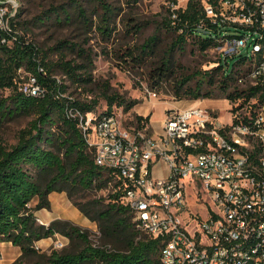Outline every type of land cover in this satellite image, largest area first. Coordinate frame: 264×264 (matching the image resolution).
Masks as SVG:
<instances>
[{"label": "trees", "instance_id": "obj_1", "mask_svg": "<svg viewBox=\"0 0 264 264\" xmlns=\"http://www.w3.org/2000/svg\"><path fill=\"white\" fill-rule=\"evenodd\" d=\"M90 1L94 6L93 14L98 19L95 27L108 41L114 29L110 23L115 11L105 0ZM175 5V0H172L164 7L161 18L155 22V31L137 46L138 53L134 49L125 50L121 56V59H129L137 66L145 65L147 59L156 53L162 32L171 35V41L159 51L157 62L150 65L154 66L148 71L151 88H158L169 80L175 65V54L181 55L189 44L203 52L221 46L227 38L237 35L223 33L221 25L207 15L202 0H187L184 6ZM70 6L84 25L93 24L81 0L51 4L37 15V19L39 23L51 20L69 23L72 20ZM129 24L130 33H138L143 28L137 21ZM13 27L16 25L13 24ZM58 43L59 50H73L87 59L91 66V54L79 44L66 39ZM230 57H235L231 67L227 57L220 56L214 66L197 69L179 78L171 91L177 98L198 99L215 97L213 89L216 88L231 102L238 100V104L230 110L246 105L254 113L264 105V88L240 87L238 79L249 66L251 58L247 55ZM82 66L64 56L51 61L47 51L26 42L21 36H14L0 24V88L10 89L8 95L0 97V120L20 115L31 117L27 125L19 130L14 144L7 146L0 141V242L11 241L20 247L22 253H28L33 250L36 240L53 236L59 231L70 239L78 238L83 243L82 247L71 252H53L47 263L33 264H162L160 241L134 228L131 212L122 201L123 186L96 164L94 151L78 126L79 117L74 113H96L98 100L84 102L71 97L66 94V84L53 76L55 67H58L74 81L85 80L86 77L79 73ZM19 69L36 78L41 89L39 94L19 89ZM104 98L107 107L101 113H110L113 105L127 110L138 102L117 92L105 93ZM247 118L248 115L244 114L242 120ZM135 119L138 127L149 124V115H136ZM237 120L233 119L234 122ZM107 187L110 193L106 203L102 202L103 199L91 202L94 215L76 201L72 202L91 218L107 221L102 230L109 236H127L124 251L93 246L87 235L68 221L54 220L48 226L36 221L34 211L50 206L48 195L52 191H65L68 197H72L75 191L103 190ZM35 197L37 201L31 206L30 202Z\"/></svg>", "mask_w": 264, "mask_h": 264}, {"label": "built area", "instance_id": "obj_2", "mask_svg": "<svg viewBox=\"0 0 264 264\" xmlns=\"http://www.w3.org/2000/svg\"><path fill=\"white\" fill-rule=\"evenodd\" d=\"M202 1L223 33L230 27L237 33L218 46L221 57L251 58L239 83L264 88V0ZM4 13L0 6V24ZM18 85L41 92L34 76ZM237 104L230 101L229 110ZM116 110L74 115L96 164L123 186L134 228L160 241L161 263L264 264V105L254 113L246 105L230 110L232 122L224 123L190 104L167 111L160 133L149 124L138 127L136 119L124 123ZM161 161L166 175L155 176ZM198 184L202 195L193 194L194 210L189 188Z\"/></svg>", "mask_w": 264, "mask_h": 264}, {"label": "rangeland", "instance_id": "obj_3", "mask_svg": "<svg viewBox=\"0 0 264 264\" xmlns=\"http://www.w3.org/2000/svg\"><path fill=\"white\" fill-rule=\"evenodd\" d=\"M67 0H0V6L4 9V19L1 27L8 29L16 37H23L26 42L36 44L43 51H47L51 61H57L61 56L70 59L75 63L83 65L79 73L86 77L85 80L74 81L55 67L54 77L57 81L66 84V94L80 101L90 102L97 99L96 114L102 112L106 107L105 93L117 92L126 98L137 99L138 102L130 109H123L122 106H112V110L122 111L123 122L130 123L136 115H149V131L160 133L162 119L167 111L176 108H183L190 104H199L201 107L212 111L219 121L224 123L232 122V114L229 110L230 101L217 89H213L215 97L190 99L186 97L177 98L171 91V87L179 78L190 74L197 69H206L215 65V61L221 56L219 47L211 48L201 52L195 45L189 44L184 52L175 54V65L171 76L167 82H163L158 88H151L149 85V69L154 66L162 50L170 41L171 35L165 32L157 51L149 57L145 65L137 66L131 60H123L121 56L123 51L138 50L137 46L142 44L155 31V22L161 18L164 7L170 5L172 0H105L110 3L115 11L111 18V27L113 32L111 39L106 41L95 27L97 16L93 14L94 6L90 0H81L86 14L91 17L93 24L84 25L75 9L70 6L72 20L69 23H57L54 20L39 23L37 15L41 14L51 4L62 3ZM187 0H175V6H184ZM92 13V15H91ZM139 22L143 28L138 33H130L129 27L132 22ZM16 25V27H13ZM229 33H236L234 28H229ZM66 39L67 41L79 44L83 49L91 54V66L87 59L79 56L70 49H58V42ZM11 43V42H10ZM52 48V49H51ZM138 53V52H136ZM235 57H227L226 60L231 67ZM19 84H28L31 74L24 70H18ZM88 77V78H87ZM249 81L239 83L240 87H247ZM155 91V95L151 94ZM10 92L8 88H0V97H5ZM30 116H16L11 119L0 120V141L7 146L14 144L17 140L18 132L27 125ZM152 127H151V124ZM167 169L164 162H159L153 168V175L164 176ZM200 185L189 188L191 207L198 210V206L192 202L193 194L197 191L201 196ZM110 189L89 190L74 192L72 197H68L65 191H53L50 206L43 207L52 218L44 220L38 217L47 226L54 220L68 221L71 225L83 231L93 246L108 248L111 250L124 251L127 242V236L115 235L109 236L102 228L107 221L102 219H93L89 215L81 212L72 202L84 206L94 215L92 201L103 199V203L108 201ZM32 199L31 205L34 206ZM39 210V209H37ZM36 211V210H35ZM60 239L63 242L61 247H55L54 241ZM38 246V248L35 247ZM83 243L78 238L70 239L61 232L57 231L53 236H46L36 240L33 244V250L28 253H22L19 246L11 241L0 242V264H33L35 262L47 263L48 258L53 252H71L81 248Z\"/></svg>", "mask_w": 264, "mask_h": 264}, {"label": "crops", "instance_id": "obj_4", "mask_svg": "<svg viewBox=\"0 0 264 264\" xmlns=\"http://www.w3.org/2000/svg\"><path fill=\"white\" fill-rule=\"evenodd\" d=\"M150 124H151V121H150ZM151 127H152V124H151ZM152 132L153 133H156V132H154L153 127H152ZM52 194H53V191L50 192L49 195H48V197L50 198V200L52 199ZM36 201H37V198H36V200H34V204L36 203ZM30 205H31V202H30ZM34 214L36 215V217H43L44 220H47V221L52 218V216L48 212H46L45 209L36 210V211H34Z\"/></svg>", "mask_w": 264, "mask_h": 264}]
</instances>
